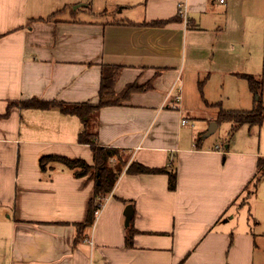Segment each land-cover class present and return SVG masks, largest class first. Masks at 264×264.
Here are the masks:
<instances>
[{"label": "crops", "instance_id": "obj_1", "mask_svg": "<svg viewBox=\"0 0 264 264\" xmlns=\"http://www.w3.org/2000/svg\"><path fill=\"white\" fill-rule=\"evenodd\" d=\"M263 30L264 0H0V264H264V215L240 210L264 158L206 145L217 113L184 106L213 76L245 82ZM102 84L115 104L94 118L95 145L119 151L123 169L82 227L93 179L39 166L93 164L81 120L24 103L97 105ZM132 163L175 172L176 188L167 173L128 174Z\"/></svg>", "mask_w": 264, "mask_h": 264}, {"label": "trees", "instance_id": "obj_2", "mask_svg": "<svg viewBox=\"0 0 264 264\" xmlns=\"http://www.w3.org/2000/svg\"><path fill=\"white\" fill-rule=\"evenodd\" d=\"M247 83L248 89L253 98V107L247 111H233L225 112L219 110L216 115V122H228L230 123V134H233L243 125L262 126L264 120V105L261 102L264 96V78L254 77L253 75L241 76ZM131 87L127 88V91ZM126 91V92H127ZM109 92V88L104 84L101 85L99 91L100 101L97 105L91 104H53L42 103L36 101H29L24 103V106L28 108H46L50 105L57 106L58 109L64 114H73L79 117L81 120L83 129L78 136L80 144L88 145L92 151L93 164L88 165L86 162L80 159H68L62 156L49 155L43 156L39 160V166L41 170H45L49 163H59L65 166L67 169L73 172L76 178L84 177L87 174L94 181L93 198L89 203L88 214L85 223L82 227L90 226L93 223L94 212L98 209V204L102 203L106 196L111 192L117 177L120 174V168L117 163L115 166L108 164L109 159L117 158L122 160V156L119 151L109 148H101L95 145V123L94 118L97 115L98 110L104 105H114L112 101L105 102L103 96ZM128 174H162L167 173L166 169H149L141 166L137 163H132L126 170ZM168 174V189L173 191L176 188V173L169 172ZM258 179L255 177V181L259 180V177L264 176V160L258 161ZM135 234V230L130 226L126 234V245H131V240Z\"/></svg>", "mask_w": 264, "mask_h": 264}, {"label": "rangeland", "instance_id": "obj_3", "mask_svg": "<svg viewBox=\"0 0 264 264\" xmlns=\"http://www.w3.org/2000/svg\"><path fill=\"white\" fill-rule=\"evenodd\" d=\"M248 62L250 64L249 72L254 77L264 78V30L263 33H261L257 46L252 51ZM212 78L213 79L211 82L206 80L204 86L201 85V91L198 93L196 92V89H194V94L186 90L184 92V96L186 99L185 102L188 105L184 103V106H187L190 110L198 111L208 108L210 111L212 110V112L215 113H217L219 110L233 112L245 110L241 108H249L250 105H248V107L239 106V104H241L240 101H242L244 97V92L240 93V87H244L246 85L244 81L230 75L213 76ZM181 96L183 97V93ZM261 102L264 105V96ZM251 108L252 107H250L248 110ZM192 122L194 125V119ZM217 124V128L214 129L215 131L209 135L208 138H206V145H217L222 147V150L225 146H228L229 150H251L255 153L259 152L261 157L264 158V120L260 128L258 126L250 127L248 125H243L233 134H230V123L221 122ZM195 126L196 125H194V128L197 129L198 127ZM205 128L206 132L199 133V138L204 135H208L210 125ZM196 142H200V139H196ZM117 160L120 171H122L123 162L120 161V159ZM256 178L258 179V176ZM246 198L247 200L245 201ZM247 201H250L248 205L245 204ZM241 202V205H244V207L240 209L242 213H246L249 210L251 211L250 214L253 217V214L256 212V210H261L262 214L264 215V176L259 177L257 182L255 179L253 180L251 185H249L243 192V195L241 196Z\"/></svg>", "mask_w": 264, "mask_h": 264}, {"label": "built area", "instance_id": "obj_4", "mask_svg": "<svg viewBox=\"0 0 264 264\" xmlns=\"http://www.w3.org/2000/svg\"><path fill=\"white\" fill-rule=\"evenodd\" d=\"M219 2H220V3H223L224 0H219ZM187 12H188V4H187V2L184 1V2L179 3V4H178V13H179V15L184 19V21H185V19H186V14H187ZM176 99L178 100L179 97H177ZM186 122H187L186 119H183V120L181 121L182 125H185ZM102 207H103L102 204H100V205L98 206V209L95 211V215L98 214L99 210H100Z\"/></svg>", "mask_w": 264, "mask_h": 264}, {"label": "water", "instance_id": "obj_5", "mask_svg": "<svg viewBox=\"0 0 264 264\" xmlns=\"http://www.w3.org/2000/svg\"><path fill=\"white\" fill-rule=\"evenodd\" d=\"M215 127H216V124H215V123H212V124L210 125V129H209V133H208V134H210L211 132H213V128H215ZM131 214H132L131 207H130V206H127V207L125 208L124 213H123V215H124V217H125V224H127V223L129 222V220H130V218H131Z\"/></svg>", "mask_w": 264, "mask_h": 264}]
</instances>
